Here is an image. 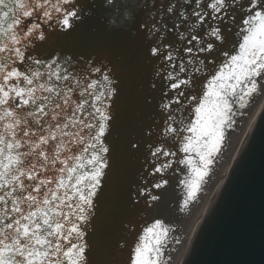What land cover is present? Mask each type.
Listing matches in <instances>:
<instances>
[{
	"label": "snow or ice",
	"instance_id": "snow-or-ice-1",
	"mask_svg": "<svg viewBox=\"0 0 264 264\" xmlns=\"http://www.w3.org/2000/svg\"><path fill=\"white\" fill-rule=\"evenodd\" d=\"M101 6L113 24L134 28L154 61L159 85L151 87L160 90L162 126L157 142L147 144L159 161L149 175L172 168L162 157L186 154L175 169L183 177V211L197 199L226 130L264 84V0H101ZM82 11L80 0H0V264H92L86 237L110 169L106 141L117 88L111 70L90 59L33 54L49 30L73 28ZM238 15L234 54L220 51L226 59L194 95ZM172 231L161 219L146 227L129 264H167Z\"/></svg>",
	"mask_w": 264,
	"mask_h": 264
},
{
	"label": "water",
	"instance_id": "water-1",
	"mask_svg": "<svg viewBox=\"0 0 264 264\" xmlns=\"http://www.w3.org/2000/svg\"><path fill=\"white\" fill-rule=\"evenodd\" d=\"M83 11L74 27L61 31L49 30L45 41L37 42L34 55L48 59L59 53L90 59L97 66L111 70L117 94L114 100V120L107 143L111 149L110 169L95 199V215L86 239L91 246L92 264H129L133 246L144 229L161 219L173 231L166 252L167 264L193 217L220 162L236 134L249 106L239 110L236 124L226 130L221 151L215 157L209 175L197 199L181 211L183 187L181 174L176 173L177 157H162L172 161V168L163 176L149 175L156 158L151 157L148 143L155 144L156 133L162 126L159 110L160 90L152 89L159 78L155 64L149 59L147 45L130 26L115 25L112 16L101 6V0H80ZM90 5L91 7H87ZM241 17L236 25L229 22L231 31L225 32V43L217 50L215 62L198 80L194 95L202 92L226 59L220 51L234 54L239 41L236 36ZM262 85V84H261ZM194 118V117H193ZM151 131L150 138L147 133ZM131 143H137L133 149ZM171 150H176L172 148ZM195 158V154H192ZM160 179L169 183L159 189L152 184ZM149 191L141 195V189ZM151 195L159 196L156 201ZM179 238V242H175ZM185 264H264V109L245 141L207 219L197 232Z\"/></svg>",
	"mask_w": 264,
	"mask_h": 264
},
{
	"label": "bare ground",
	"instance_id": "bare-ground-1",
	"mask_svg": "<svg viewBox=\"0 0 264 264\" xmlns=\"http://www.w3.org/2000/svg\"><path fill=\"white\" fill-rule=\"evenodd\" d=\"M264 109V84L249 106L207 190L191 218L169 264H185L191 246L206 219L254 125Z\"/></svg>",
	"mask_w": 264,
	"mask_h": 264
}]
</instances>
